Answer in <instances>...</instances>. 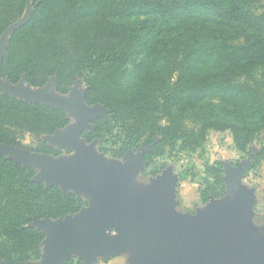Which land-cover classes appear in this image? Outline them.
Wrapping results in <instances>:
<instances>
[{
    "label": "trees",
    "instance_id": "1",
    "mask_svg": "<svg viewBox=\"0 0 264 264\" xmlns=\"http://www.w3.org/2000/svg\"><path fill=\"white\" fill-rule=\"evenodd\" d=\"M31 6L28 19L17 24ZM149 17L139 25L118 20ZM7 39L0 76L44 86L55 76L58 91L85 80V101L101 104L84 132L103 151L120 157L143 145L150 156L181 140L198 149L210 131L232 134L236 149L250 152L264 132V0H0V42ZM189 28L185 39L155 43L134 70L142 39L151 32ZM69 123L64 108L20 99L0 90V143L20 136L36 152L56 151L41 140ZM264 162V145L253 167ZM221 163L207 167L201 198L226 190ZM35 172L0 154V258L24 264L41 253L44 233L36 219L74 214L84 201L58 185L34 180ZM211 178V179H210Z\"/></svg>",
    "mask_w": 264,
    "mask_h": 264
},
{
    "label": "rangeland",
    "instance_id": "2",
    "mask_svg": "<svg viewBox=\"0 0 264 264\" xmlns=\"http://www.w3.org/2000/svg\"><path fill=\"white\" fill-rule=\"evenodd\" d=\"M31 7L27 8L23 20L30 15ZM149 17H124L118 20L139 25L143 21H149ZM189 28L162 30L151 32L150 36L142 39L139 55L135 63L129 66L134 70L149 51V48L160 43L171 45L177 38L185 39ZM9 36V35H8ZM8 37L3 36L0 42V56L6 50ZM55 76L50 77L44 86H32L24 79L12 83L8 78L0 76V86L15 87L20 91L45 95L56 99L74 101L81 109H89V127L85 129L79 138V143L89 148L91 153L101 157L102 163L116 169L123 165L131 168L123 172L124 191L136 194L141 199L154 201L156 191L159 187L165 189L167 207L165 212L174 222H186L187 227L201 228L215 215L217 208H227L235 199H241L244 205V217L239 225L247 230V236L255 243L264 245V162L253 167V155L264 145V132L254 141L250 152H239L234 144L232 134L229 131H210L206 141L195 150L185 149L181 140L172 142L166 146V153L162 156H150L153 150L151 145L141 144L139 147L127 151L120 157H114L101 149L99 139L88 142L84 132L95 127L97 118L107 120L109 115L107 109L101 104L90 105L85 101L87 85L84 79L79 78L68 92L62 93L57 90ZM10 94L20 99H27L17 91H9ZM69 123L58 129L53 134L43 135L41 140L45 141L55 151L52 153L36 152V147L30 135L20 136L13 145L0 143V154L13 159L25 167L33 169L34 180L41 181L45 185H58L64 192H72L84 201L82 209L74 214L60 218L45 217L36 219L32 225L40 229L45 238L41 245L39 258L32 259L24 264H45L53 253L54 246L50 242L48 227L54 231H62L74 221L87 216L88 213L98 209L96 196L88 190H76L62 179H55L51 173V167L38 161L36 156L48 155L57 166L66 164L74 167L76 153L65 141L69 140L74 130L81 124L82 119L71 109H65ZM215 162L221 163L222 178L226 185L225 193L221 197L212 196L208 201L201 198V189L205 188L206 180L210 177L207 167ZM211 179V178H210ZM118 232L115 228L107 230V238L111 239ZM105 254L110 257L112 254ZM102 258H99V260ZM104 260V259H102ZM97 256H89L83 248L71 247L66 258L59 264H97ZM0 264H7L0 258ZM103 264V261L98 262ZM107 264V263H106Z\"/></svg>",
    "mask_w": 264,
    "mask_h": 264
},
{
    "label": "water",
    "instance_id": "3",
    "mask_svg": "<svg viewBox=\"0 0 264 264\" xmlns=\"http://www.w3.org/2000/svg\"><path fill=\"white\" fill-rule=\"evenodd\" d=\"M26 20L22 18L17 24ZM15 26L3 36L8 37ZM4 55L5 52L0 56V65ZM0 90L17 91L26 100L71 109L82 119L65 141L76 153L74 167L57 166L48 155L36 156V159L51 167L55 179L63 178L70 187L78 191L86 189L96 196L98 209L62 231L48 227L54 249L45 264H59L71 247L83 248L93 256L120 251L128 243L136 245V260L140 264H264V245L251 242L246 228L239 225L244 217L241 199H235L225 209L217 208L215 215L201 228L187 227L184 221L174 222L165 212L168 204L165 189L159 187L152 202L125 192L123 172L131 167L123 165L112 169L79 143L83 131L89 127V109H81L74 101L20 91L15 87L0 86ZM110 228L118 233L108 239Z\"/></svg>",
    "mask_w": 264,
    "mask_h": 264
},
{
    "label": "crops",
    "instance_id": "4",
    "mask_svg": "<svg viewBox=\"0 0 264 264\" xmlns=\"http://www.w3.org/2000/svg\"><path fill=\"white\" fill-rule=\"evenodd\" d=\"M97 264L103 261V264H140L137 260V247L133 243H128L127 247L115 252L110 257H105L104 254H97ZM99 258H102L99 260Z\"/></svg>",
    "mask_w": 264,
    "mask_h": 264
}]
</instances>
